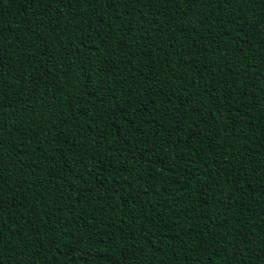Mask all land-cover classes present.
I'll return each instance as SVG.
<instances>
[{"label":"trees","instance_id":"trees-1","mask_svg":"<svg viewBox=\"0 0 264 264\" xmlns=\"http://www.w3.org/2000/svg\"><path fill=\"white\" fill-rule=\"evenodd\" d=\"M0 264H264V0H0Z\"/></svg>","mask_w":264,"mask_h":264},{"label":"snow or ice","instance_id":"snow-or-ice-1","mask_svg":"<svg viewBox=\"0 0 264 264\" xmlns=\"http://www.w3.org/2000/svg\"><path fill=\"white\" fill-rule=\"evenodd\" d=\"M60 2H63V0H60Z\"/></svg>","mask_w":264,"mask_h":264}]
</instances>
